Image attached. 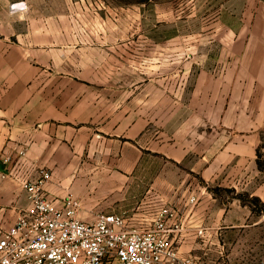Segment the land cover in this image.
<instances>
[{"label": "crops", "instance_id": "obj_1", "mask_svg": "<svg viewBox=\"0 0 264 264\" xmlns=\"http://www.w3.org/2000/svg\"><path fill=\"white\" fill-rule=\"evenodd\" d=\"M207 1L208 26L166 45L171 72L148 80L153 90L113 91L103 82L114 78L67 70L70 47L51 44L33 13L9 9L24 0H0V172L49 171V199L60 207L71 195L88 223L117 214L144 229L167 206L182 224L171 238L180 254L235 264L211 247L241 227L242 206L207 187L251 178L241 168L264 138V0ZM31 209L17 179L0 180V233Z\"/></svg>", "mask_w": 264, "mask_h": 264}, {"label": "rangeland", "instance_id": "obj_2", "mask_svg": "<svg viewBox=\"0 0 264 264\" xmlns=\"http://www.w3.org/2000/svg\"><path fill=\"white\" fill-rule=\"evenodd\" d=\"M24 2L22 7L13 4L9 9L33 13L38 18L35 25L49 30L51 44L70 47L64 50L67 70L83 77L114 78L103 82L113 91L122 87L132 91L144 83L147 91L153 90L148 80L171 72L168 62L174 56L166 45L179 39L184 43L188 34L207 27L206 14L211 10L207 0ZM74 45L82 46L81 50H74ZM122 77L128 83H121ZM241 171L251 173V178L242 176L235 180V188L222 180L211 181L207 187L220 203L242 206L236 213L241 227L223 233L211 253L227 256L235 264H264V138L255 162ZM201 254V250L196 253L197 264H201Z\"/></svg>", "mask_w": 264, "mask_h": 264}, {"label": "built area", "instance_id": "obj_3", "mask_svg": "<svg viewBox=\"0 0 264 264\" xmlns=\"http://www.w3.org/2000/svg\"><path fill=\"white\" fill-rule=\"evenodd\" d=\"M8 178L19 181L32 209L0 233V264H197L171 243L182 230L174 209L160 206L144 229L129 227L117 214H99L88 223L76 218L79 201L71 195L60 207L49 199V171L39 169L33 178L0 172V180Z\"/></svg>", "mask_w": 264, "mask_h": 264}]
</instances>
